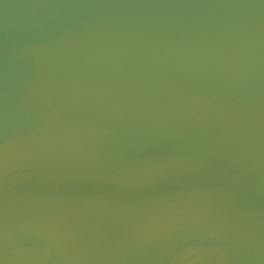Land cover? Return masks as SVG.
Wrapping results in <instances>:
<instances>
[{"label":"water","instance_id":"1","mask_svg":"<svg viewBox=\"0 0 264 264\" xmlns=\"http://www.w3.org/2000/svg\"><path fill=\"white\" fill-rule=\"evenodd\" d=\"M3 264H264V0H0Z\"/></svg>","mask_w":264,"mask_h":264},{"label":"snow or ice","instance_id":"2","mask_svg":"<svg viewBox=\"0 0 264 264\" xmlns=\"http://www.w3.org/2000/svg\"><path fill=\"white\" fill-rule=\"evenodd\" d=\"M0 264H3V261H0Z\"/></svg>","mask_w":264,"mask_h":264}]
</instances>
